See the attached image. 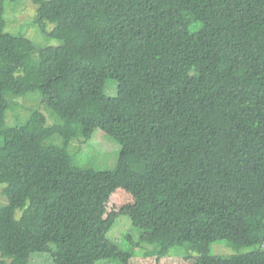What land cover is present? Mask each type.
Here are the masks:
<instances>
[{"label": "trees", "instance_id": "obj_1", "mask_svg": "<svg viewBox=\"0 0 264 264\" xmlns=\"http://www.w3.org/2000/svg\"><path fill=\"white\" fill-rule=\"evenodd\" d=\"M16 1L0 3V264H89L119 187L157 257L183 246L200 264H264V0H33L58 40L43 47L6 30ZM35 89L54 122L32 110L7 125V95ZM97 128L119 144L113 169L68 149ZM220 241L255 248L212 254Z\"/></svg>", "mask_w": 264, "mask_h": 264}, {"label": "rangeland", "instance_id": "obj_2", "mask_svg": "<svg viewBox=\"0 0 264 264\" xmlns=\"http://www.w3.org/2000/svg\"><path fill=\"white\" fill-rule=\"evenodd\" d=\"M1 3V0H0ZM6 30L15 34H22L29 38L37 47L57 44L58 40L43 34L35 24L37 17L36 4L33 0H17L16 2H5ZM46 29L52 28L51 23H46ZM34 65L35 63H30ZM115 82L108 80L105 84V92L109 95L115 94ZM11 106L5 113L7 125H19L24 123L32 110L41 111L47 118V124L54 122L50 110L41 102V93L35 89L24 95H7ZM55 138V137H53ZM52 138V139H53ZM58 142L60 143V138ZM69 151L73 154L74 164L83 168H94L95 170L113 169L119 160V144L109 138L104 132L97 128L87 142L73 139L69 145ZM1 186V185H0ZM0 201L4 198L0 195ZM134 203L131 192L124 188H117L110 196L104 206L99 207V214L103 219L112 222L111 229L106 238L92 245L88 249L89 264H121L112 260L113 246L130 253L126 264H200L201 257L194 252L186 251L185 247L178 246L167 255L159 256L153 254L152 247L143 241L141 230L132 225L129 210ZM19 211H16V216ZM211 253L215 255H230L249 252L254 246L233 248L225 242H214L210 246ZM29 264H54L50 256L43 252H35L31 255Z\"/></svg>", "mask_w": 264, "mask_h": 264}]
</instances>
